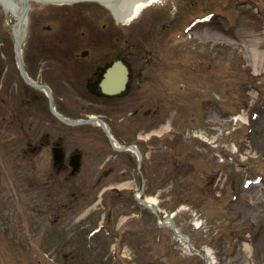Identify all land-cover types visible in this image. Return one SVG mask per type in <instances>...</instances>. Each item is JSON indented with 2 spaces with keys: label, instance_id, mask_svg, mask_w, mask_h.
<instances>
[{
  "label": "rangeland",
  "instance_id": "obj_1",
  "mask_svg": "<svg viewBox=\"0 0 264 264\" xmlns=\"http://www.w3.org/2000/svg\"><path fill=\"white\" fill-rule=\"evenodd\" d=\"M165 3L167 24L190 6L165 39L146 38L165 64L132 96L157 117L131 119V142L144 131L139 121L167 126L168 135L140 143L142 165L131 154L127 174L84 171L72 182L50 170L47 150L32 155L23 139L0 138V264H205L135 200L143 184L162 219L181 201L178 229L213 264H264V0ZM210 11L211 20L186 31L187 19ZM17 102L7 112L8 138L28 130L11 117ZM45 121L40 115V134ZM125 182L128 189L98 198L105 185ZM113 244L128 258L112 253Z\"/></svg>",
  "mask_w": 264,
  "mask_h": 264
},
{
  "label": "flooded vegetation",
  "instance_id": "obj_2",
  "mask_svg": "<svg viewBox=\"0 0 264 264\" xmlns=\"http://www.w3.org/2000/svg\"><path fill=\"white\" fill-rule=\"evenodd\" d=\"M66 40L49 39L48 47L43 48L45 54L42 55L39 54V45L32 47L25 61L30 77L36 79L39 71L42 81L52 87L54 95L63 93L72 96L83 110L92 108L95 99L99 108L113 109V99L119 97H104L101 84L105 72L116 62L122 61L128 67L131 88V55H122L125 48L119 44L118 38L105 40V46L91 44L86 50L89 53L84 57L78 53L83 50L69 48Z\"/></svg>",
  "mask_w": 264,
  "mask_h": 264
},
{
  "label": "bare ground",
  "instance_id": "obj_3",
  "mask_svg": "<svg viewBox=\"0 0 264 264\" xmlns=\"http://www.w3.org/2000/svg\"><path fill=\"white\" fill-rule=\"evenodd\" d=\"M157 0H146L145 2H147V4L149 5V4H154L155 2H156ZM128 3L127 4H130L131 3V0H129V1H127ZM133 4V3H132ZM146 3H143V2H140V3H136V4H133L134 6H135V11L133 12V11H130V8H129V6H127L126 7V12H129L130 14L129 15H127V14H125V19L126 20H128V21H126V23L127 22H129L131 19H133V18H136L137 16H138V14H139V12L144 8V6L145 5H147ZM9 10H10V8H11V6H8L7 7ZM14 15V14H13ZM116 145V144H115ZM123 186H125V185H123ZM123 186H121V187H123ZM137 197L140 199L141 198V196L140 195H137ZM155 198L154 197H146L145 198V203H146V205H148V206H152L153 204H155ZM165 226H167V227H170L171 226V224H170V221H166L165 222ZM176 238H178V239H182V238H180V237H176ZM183 240V239H182ZM206 263L207 264H213V261L212 260H210L208 257H207V260H206Z\"/></svg>",
  "mask_w": 264,
  "mask_h": 264
},
{
  "label": "water",
  "instance_id": "obj_4",
  "mask_svg": "<svg viewBox=\"0 0 264 264\" xmlns=\"http://www.w3.org/2000/svg\"><path fill=\"white\" fill-rule=\"evenodd\" d=\"M50 1H55V2H58L59 0H50Z\"/></svg>",
  "mask_w": 264,
  "mask_h": 264
}]
</instances>
